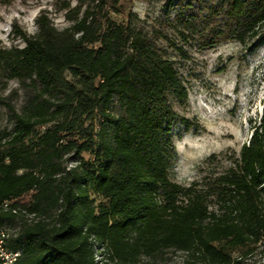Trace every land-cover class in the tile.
Segmentation results:
<instances>
[{
    "label": "trees",
    "instance_id": "1",
    "mask_svg": "<svg viewBox=\"0 0 264 264\" xmlns=\"http://www.w3.org/2000/svg\"><path fill=\"white\" fill-rule=\"evenodd\" d=\"M61 9L68 25L43 10L34 33L13 24L23 45L0 47V77L24 90L19 109L0 95L14 122L0 138V224L16 225L13 264H98L92 239L107 251L100 264L168 249L191 264H240L264 246V111L225 171L173 181L172 128L188 127L169 101L186 99L177 69L146 33L113 17L130 16L120 0ZM175 23L251 43L264 37V0H216L203 20L182 10Z\"/></svg>",
    "mask_w": 264,
    "mask_h": 264
},
{
    "label": "rangeland",
    "instance_id": "2",
    "mask_svg": "<svg viewBox=\"0 0 264 264\" xmlns=\"http://www.w3.org/2000/svg\"><path fill=\"white\" fill-rule=\"evenodd\" d=\"M215 1L120 0L130 16L113 15L117 21H129L146 33L157 51L173 63L186 88L182 103L169 96L174 111L188 122V127L178 121L172 128L169 177L183 185L214 177L230 167L248 140L251 125L264 111V37L241 43L218 34L209 24L201 23L197 31H187L175 23V15L182 10L192 11L198 21L203 20L206 7ZM64 2L74 5L77 0H11L1 5L0 47L23 45L12 32L13 24L34 33L36 16L43 10L58 28L68 25L61 9ZM0 95L11 97L16 109L24 101V90L16 80L0 77ZM13 126L11 113L0 103V138ZM83 156L88 157V153ZM65 159L67 167L74 165L72 155ZM15 226H6L10 234ZM91 246L100 264L107 257L106 248L93 239ZM136 264L191 263L184 252L168 249L155 257L141 256ZM240 264H264V246H258Z\"/></svg>",
    "mask_w": 264,
    "mask_h": 264
},
{
    "label": "built area",
    "instance_id": "3",
    "mask_svg": "<svg viewBox=\"0 0 264 264\" xmlns=\"http://www.w3.org/2000/svg\"><path fill=\"white\" fill-rule=\"evenodd\" d=\"M18 254H13L11 249L3 247V224H0V260L2 264H13Z\"/></svg>",
    "mask_w": 264,
    "mask_h": 264
},
{
    "label": "bare ground",
    "instance_id": "4",
    "mask_svg": "<svg viewBox=\"0 0 264 264\" xmlns=\"http://www.w3.org/2000/svg\"><path fill=\"white\" fill-rule=\"evenodd\" d=\"M5 204H6V203H5ZM6 226H7V225H6ZM6 226L3 225V247H7L8 238L10 237V233H9L8 229L6 228ZM11 252H12L13 254H18V257H19V255H20V252H19V251H13V250L11 249ZM18 257H17V258H18Z\"/></svg>",
    "mask_w": 264,
    "mask_h": 264
}]
</instances>
